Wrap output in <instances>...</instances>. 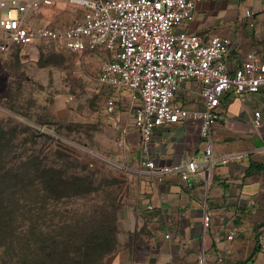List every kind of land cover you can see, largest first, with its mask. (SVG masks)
Returning <instances> with one entry per match:
<instances>
[{
    "label": "rangeland",
    "instance_id": "obj_1",
    "mask_svg": "<svg viewBox=\"0 0 264 264\" xmlns=\"http://www.w3.org/2000/svg\"><path fill=\"white\" fill-rule=\"evenodd\" d=\"M54 1L38 25L63 30L82 20L85 8L80 0ZM105 62L71 52L61 42L11 46L0 54V131L6 133L7 142L0 152L4 165L26 175L23 186L10 191L17 198L22 196L21 202L23 196L26 199L11 213L13 228L23 235V242L0 247V264H63L65 252L66 264L85 259H97L92 264H117L125 258L133 239L125 222L131 221L130 207L137 203L138 181L145 174L130 160L131 151L120 145V133L106 112L112 90L123 89L100 83ZM242 104L263 107L250 96ZM258 155L264 164V148ZM32 166L39 167L37 177ZM53 167L71 176H88L94 182L92 195L73 196L57 204L42 188L38 199L36 186ZM104 201L116 206L115 221L107 214L106 225L95 212ZM40 231L45 237H32V232ZM109 232L111 247L108 242L99 245ZM108 247L112 252L102 257L95 254L96 248L105 252Z\"/></svg>",
    "mask_w": 264,
    "mask_h": 264
},
{
    "label": "crops",
    "instance_id": "obj_2",
    "mask_svg": "<svg viewBox=\"0 0 264 264\" xmlns=\"http://www.w3.org/2000/svg\"><path fill=\"white\" fill-rule=\"evenodd\" d=\"M49 9L41 10L37 22ZM246 11L254 14V27L245 18ZM179 29L199 35L205 43L214 36L229 38L232 48L227 61L238 68L246 54L264 55V0H196L194 21L183 22ZM86 54L107 61L105 54ZM200 88L196 81L183 82L175 102L190 111L201 109ZM112 91L109 99L116 101V110L107 114L120 133V145L131 151L130 160L142 170L143 154L133 120L140 103L127 90ZM250 97L259 99L263 107H245L233 93L223 99L221 119L212 129L214 155L207 166L206 140L199 124L187 120L154 129L150 155L157 166L194 160L200 167L188 182L177 175L162 182L146 173L139 178L137 203L130 207L131 221L125 222L133 238L131 248L117 264H264V254L258 250L264 226V175L250 171L253 164H263L257 158L264 148V90ZM255 111L262 114L260 127L253 123ZM226 156L232 159L222 164ZM206 210L212 224L204 231Z\"/></svg>",
    "mask_w": 264,
    "mask_h": 264
},
{
    "label": "built area",
    "instance_id": "obj_3",
    "mask_svg": "<svg viewBox=\"0 0 264 264\" xmlns=\"http://www.w3.org/2000/svg\"><path fill=\"white\" fill-rule=\"evenodd\" d=\"M74 0H71L73 2ZM85 8L82 20L61 30L38 25L44 8L54 0L0 1V54L11 46L30 47L36 42H61L74 53H102L107 61L99 80L111 89L130 92L140 105L134 112V127L140 138L141 169L162 182L177 175L183 181L198 173L194 160L178 165L157 166L151 158L154 129L191 120L199 124L206 140L204 165L212 162V129L221 119L220 107L227 94L233 93L242 103L264 90V55L246 54L238 68H231L227 57L232 48L229 38L212 37L208 42L187 30L183 22L195 19L196 0H80ZM245 18L255 26L254 14ZM196 81L202 108L187 110L175 100L181 84ZM116 101H106V112L113 115ZM254 126L262 125V114L254 113ZM232 156L220 160L227 164ZM211 214L205 211L203 230L210 229ZM169 235L165 236L169 239ZM232 239V236L229 237ZM264 254V226L258 240Z\"/></svg>",
    "mask_w": 264,
    "mask_h": 264
},
{
    "label": "trees",
    "instance_id": "obj_4",
    "mask_svg": "<svg viewBox=\"0 0 264 264\" xmlns=\"http://www.w3.org/2000/svg\"><path fill=\"white\" fill-rule=\"evenodd\" d=\"M0 151L6 149L7 142L6 140V133L3 131H0ZM4 143V145H3ZM34 169V176L37 177L39 173V167L37 166H32ZM251 172H263L264 173V164H258L255 163L250 169ZM28 172V175L30 172L27 171L26 169V174ZM25 173L24 175H21L20 173H17L14 169L8 168V166L5 164L4 165V158H2L1 152H0V247H6L10 244L13 243L15 240H20L23 242V239L21 238V234H17V231L14 230L13 224H12V207L14 206H19L23 204V199L25 197L23 196L22 202L19 200L20 197L18 198L15 197L10 193V191L13 190V192L16 191V188L23 186V181L25 178ZM28 177V176H27ZM41 179V177L39 178ZM94 185V182L90 180V178L87 176L86 178L80 177V176H71L68 175L67 172L59 169V168H50L47 173V177L42 180V182H39L36 186L37 190V197L40 199V190L43 188L44 192L48 196L49 200H52L53 203H59V201L70 198V197H78V198H83L86 197L85 195H92V186ZM70 189H73L72 195L68 194V191ZM96 192L99 190L94 189ZM88 197V196H87ZM104 201L101 206L97 207V216H100L102 218V224H105V216L108 214L110 218H114L115 221V211H116V206L115 203L113 202ZM109 219V218H108ZM112 221L110 223V226L114 228L115 223ZM34 230V229H33ZM32 237L34 238H42L45 237L41 231L38 232H32ZM105 237V236H104ZM107 238L106 241L102 240V242L99 245H105L106 242H108L111 247L112 241H111V236L110 232L106 236ZM29 243V242H27ZM108 247V248H109ZM112 252V249L109 248L105 252L103 250H99L96 248L95 254H100L99 257L104 256L105 253H110ZM64 262L63 264H66L68 262V252H65L64 254ZM97 259L95 260H78L76 264H92L93 262H96ZM39 264H42L39 262Z\"/></svg>",
    "mask_w": 264,
    "mask_h": 264
}]
</instances>
